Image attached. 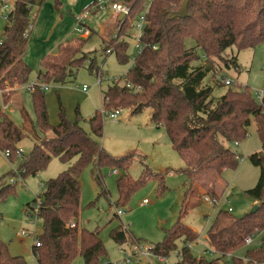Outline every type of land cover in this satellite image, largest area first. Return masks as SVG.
<instances>
[{
  "label": "trees",
  "instance_id": "trees-1",
  "mask_svg": "<svg viewBox=\"0 0 264 264\" xmlns=\"http://www.w3.org/2000/svg\"><path fill=\"white\" fill-rule=\"evenodd\" d=\"M112 1L124 4L129 10L122 19L115 17L108 38L102 39V51L110 50L119 63L128 59L127 33L145 6H149L140 38L143 47L133 57L124 79V84L138 86L139 91L114 83L102 93L103 109L131 108V114H138L149 108L150 121L165 130L172 148L184 160L181 173L189 189L201 183L206 189L204 194L213 204L219 200L214 188L216 180L224 170L235 169L238 165V156L230 146L247 137L251 121L261 141V151L248 156L250 163L259 169L258 180L253 188L245 191L257 202L256 211L236 218L230 211L218 209L206 230L208 246L218 257L204 260L192 256L189 246L197 235L180 219L167 230L162 242L151 246L153 256L158 264H168L165 260L176 251V261L169 264H226V257L245 246L246 238L259 237V243L247 248L243 259L233 257L232 264H264V89L261 102L252 96L248 86L238 87L233 83L223 95L215 98L211 95V86L203 83L213 71L214 59L238 68L236 58L224 59L226 49L234 47L239 52L264 42V0H191L183 18H170L179 10L182 0ZM43 3L44 0H14L0 35V91L5 97L2 101L0 94V152H8L6 158L10 162L19 158L20 163L12 176L21 180L44 170L53 158L72 162L67 170L48 179L43 192L28 204L42 223V232L36 236L39 245L34 243L31 247L36 264H71L77 256L83 259V264H111L102 261L106 251L99 232L78 227L81 195L78 179L88 165L98 169L101 166L125 169L133 155L114 158L103 151L98 142L103 130L98 110L88 120L90 133L80 125L77 109L76 119L68 121L60 106L59 121L51 125L45 94L38 85H34L30 97L39 134L29 130L30 135L34 134L31 149L25 155L18 153V144L27 137L24 129L28 125L23 126L24 129L16 126L2 109L10 98L4 94L8 92L4 91L6 88L28 84L31 69L24 55L29 19L32 9L40 8ZM60 6L61 0H55L53 7L58 10ZM113 30L117 31L116 37H111ZM186 40L193 44L186 47ZM84 42L79 38L65 40L58 45L57 55L42 57L37 81L62 85L74 77L86 60L82 51ZM200 58L203 62L193 65ZM143 175L155 179L160 192L166 190L161 173L145 168ZM13 183L0 188V203L13 193ZM116 185L118 198L114 205L117 208L126 205L141 180L133 181L124 176ZM72 222L75 226L69 227ZM110 237L116 244L137 242L121 227L111 229ZM178 242L182 244L180 249ZM0 264L27 262L20 255H11L0 239Z\"/></svg>",
  "mask_w": 264,
  "mask_h": 264
},
{
  "label": "rangeland",
  "instance_id": "rangeland-1",
  "mask_svg": "<svg viewBox=\"0 0 264 264\" xmlns=\"http://www.w3.org/2000/svg\"><path fill=\"white\" fill-rule=\"evenodd\" d=\"M54 1L44 0L40 10L33 8L31 12L30 36L24 55L31 69L27 85L40 84L36 79L40 69V56L47 52L44 43L34 41L37 33L40 36L38 40L51 39L49 43L53 39H59L57 36L64 37L62 41L84 39L82 51L86 56L85 62L75 71L74 77H70L65 84L48 85L44 96L48 121L51 125L59 121L60 106L68 121L76 119L77 109L80 125L90 133L88 120L97 110L101 112V93L114 83L115 78L118 79V85L124 84L125 74L136 55L134 39L136 29L133 27L127 33L129 34L126 38L128 59L124 63H119L114 53L107 54L102 51V39L108 38V32L103 33L102 30L112 22L113 12L91 11L80 21V17L93 0H76V2L61 0L62 7L60 6L58 10L53 7ZM12 6L13 2H9L3 14H7ZM4 25L5 22L0 20V35ZM82 28L87 29L90 34L81 35L82 33L77 30ZM116 34V30L111 32V36ZM120 38L122 39L123 36L121 35ZM33 42L41 45L33 47ZM192 44L191 40L185 41L186 47ZM53 51V54L57 52L56 49ZM223 57L227 61L236 58L238 68L236 69L231 63L226 65L224 61L214 59L213 71L203 80L204 84L211 86L212 97L217 98L225 93L228 86L223 83L218 85V82L228 80L238 87L248 86L252 96L257 99V94L264 89V42L239 52L234 47L228 48ZM201 62L203 59L200 58L199 61L193 62V65ZM89 64L92 65L91 68ZM83 87L85 90L82 89ZM11 92L12 89H8V92L4 93L10 96L8 102L19 96L18 94L12 97ZM0 94H2L1 100L5 101L3 92L0 91ZM21 95L24 112L32 121L34 131L39 134L30 93L25 91ZM2 109L5 110L3 106ZM117 109H121V112L115 120L110 119L106 114H101L103 130L98 142L103 151L114 158L128 154L133 157L125 169L108 166H101L98 169L95 165H88L82 169L78 179L81 193L78 227L99 232V238L106 251L102 261L114 264L119 263L124 256L122 249L130 254L131 246L130 243H114L110 237L111 229L121 227L126 230L128 236L147 247L162 242L167 230L180 219L185 227L197 235V239L189 246L192 256L202 257L204 260L217 258L218 255L210 250L205 239L206 230L213 221L216 211L218 209L227 211L230 208L232 216L241 218L250 213L256 205L245 194L246 190L255 186L259 176V169L248 159L250 154L261 151V141L256 133L254 121H251L248 127L247 137L242 142L230 146L238 156V165L235 169L223 171L219 183L214 187L219 194V200L213 204L211 201L210 203L205 201V197L209 198V196L204 194L206 189L201 183L189 189L181 173L184 160L172 148L165 130L160 126L156 127L150 121L149 108L138 114H131V108ZM7 115L16 126L24 129L19 111L14 105L8 109ZM24 130L27 131V137L18 144V149L25 155L31 149L34 134L30 135L32 132L30 125ZM29 130L31 132L28 133ZM19 163V158L10 162L4 153L0 152V188L14 182L13 193L0 203V239L7 245L11 255H20L27 264H36L31 247L36 236L42 232V223L28 204L43 192L44 184L48 179L55 178L61 171L67 170L72 162H62L53 158L44 170L35 176H27L24 180L12 176ZM145 168L162 174L166 190L160 192L157 181L143 175ZM124 176L133 181L140 179L141 185L130 194L126 205L116 208L114 205L118 198L116 182ZM143 200H147V203L142 204ZM117 210L122 212L121 215H116ZM21 231L28 234L22 235ZM258 243L259 237H256L250 245L245 244L235 253L228 255L225 259L226 264H232L233 257L243 259L246 249ZM181 246L182 244L178 242V249ZM176 258L177 253L174 251L165 262L173 263ZM140 260L139 264H158L157 258L153 255ZM71 264H83V259L77 256Z\"/></svg>",
  "mask_w": 264,
  "mask_h": 264
},
{
  "label": "built area",
  "instance_id": "built-area-1",
  "mask_svg": "<svg viewBox=\"0 0 264 264\" xmlns=\"http://www.w3.org/2000/svg\"><path fill=\"white\" fill-rule=\"evenodd\" d=\"M9 2H13L14 5V0H0V20H3L5 23L8 20V12L7 14H3V10L6 9L7 5ZM148 4L145 6V9L143 10V12L140 14V16L137 18L135 24H134V28L136 29V33L134 35V39L136 41V53H139L143 47V45L140 43V38L142 36L143 33V27L146 24V20L144 18V15L147 11L148 8ZM12 10V8H11ZM97 10H110L111 12H113V14L116 17H119L121 14H123V16H126L129 12L128 8L120 3V2H115L112 0H93L90 4L89 7H87V9L85 10L84 14L80 17V21H82L84 19V16H86L89 12L91 11H97ZM83 26V25H82ZM79 33H82L81 35H89L90 32L84 28L77 30ZM116 37V36H115ZM110 50H107L106 53H109ZM115 83L118 82V80H114ZM40 84H29L26 86V89L28 91H32L34 85H38L40 89H42L43 91H47L48 90V85L39 82ZM220 83H223L227 86H230L232 82L228 81V80H220ZM127 88H133L136 91H139V87H132L131 84L129 83H125L124 84ZM9 88H6L4 91H8ZM83 90H85V88H82ZM262 99V92L257 94V100L259 102H261ZM5 105H3L4 107ZM5 108V107H4ZM121 109H114V110H106V109H101V114H106L110 119H117V117L120 115ZM263 114H264V109H263ZM18 153H21L20 149L18 151ZM4 155L7 157L8 156V152H4ZM205 201L210 203V200L208 197H205ZM147 200H143L142 204H146ZM228 211H231L230 208H228ZM121 211L117 210L116 211V215L119 216L121 215ZM75 223H70L69 227H74ZM22 235H27L28 233L25 231H21L20 232ZM253 238L248 237L245 239V244L250 245L252 243ZM35 246L39 245V242L37 240H35ZM130 254H127L123 249L121 250V252H123V257L122 259L119 261V263H114V264H139V262L141 261V258H148L149 256H152V247L151 246H147L145 247L144 245L140 244L139 242H134L132 244H130Z\"/></svg>",
  "mask_w": 264,
  "mask_h": 264
},
{
  "label": "crops",
  "instance_id": "crops-1",
  "mask_svg": "<svg viewBox=\"0 0 264 264\" xmlns=\"http://www.w3.org/2000/svg\"><path fill=\"white\" fill-rule=\"evenodd\" d=\"M64 2H65V0H64ZM74 2H76V0H74ZM42 7V6H41ZM40 7V8H41ZM61 7H62V4H61ZM40 8H39V10H40ZM31 15H32V13H31ZM115 15H114V18H113V20H112V22L108 25V26H106L102 31H103V33H105L106 31L107 32H109V29L112 27V25L114 24V20H115ZM54 20V19H53ZM29 31H30V27H29ZM29 36H30V32H29ZM38 33H37V36L35 37V39H34V41H37V42H41V43H44L45 44V46H46V50H47V52L46 53H43V55L42 56H40L41 58H40V60L42 59V57H44V56H54V55H57V52L56 53H54L53 54V50H57V47H58V45H60L61 43H63L64 41H62L63 39L62 38H64V37H62V36H57V38H59V39H53V41L51 42V43H49L50 41H51V39H49V40H38ZM115 36V35H114ZM113 35L111 36V37H114ZM40 37V36H39ZM61 38V39H60ZM28 40H29V37H28ZM37 42H33V47H39L41 44H39V43H37ZM46 43H49V45H46ZM28 44V43H27ZM29 45L31 46V43L29 42ZM45 46L42 48V50L45 48ZM106 53V52H105ZM25 54H26V51H25ZM107 54H111V52H109V53H107ZM25 59V58H24ZM114 80H118V79H114ZM113 80V81H114ZM115 83V82H114ZM113 83V84H114ZM32 84V83H31ZM123 85V84H122ZM26 86L27 85H25V87L24 86H18V85H14L12 88H10V89H12V92H11V96L13 97V96H16V95H18L19 94V96H18V98H14V100H10L7 104H5V110H3L6 114H7V111H8V109H10V107L12 106V105H14V107H16V109L19 111V115H20V117H21V122H22V124L21 125H24V126H27V125H30V127H31V129L34 131V128H33V125H32V121L30 120V118L28 117V115H27V113L26 112H24V106H23V100H22V93L23 92H25V91H27V92H31V91H28L27 89H26ZM111 86V85H110ZM103 93V92H102ZM102 93H101V96H102ZM102 102V101H101ZM24 115H25V118H23L24 117ZM28 127V126H27ZM35 132V131H34ZM216 183H219V180H216ZM252 203H255V204H257V202H255V201H253ZM77 224H78V226H79V222H78V220H77Z\"/></svg>",
  "mask_w": 264,
  "mask_h": 264
},
{
  "label": "water",
  "instance_id": "water-1",
  "mask_svg": "<svg viewBox=\"0 0 264 264\" xmlns=\"http://www.w3.org/2000/svg\"><path fill=\"white\" fill-rule=\"evenodd\" d=\"M190 1L191 0H182L180 7H179V10L175 14H171L170 18H174V17L183 18L184 16H186L187 7H188V4ZM123 17H124L123 14H121L119 16V20L122 19ZM257 207H258L257 205L253 206L250 213H254L256 211Z\"/></svg>",
  "mask_w": 264,
  "mask_h": 264
}]
</instances>
